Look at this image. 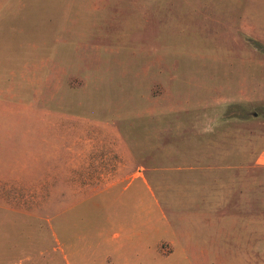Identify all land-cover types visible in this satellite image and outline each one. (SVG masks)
I'll return each mask as SVG.
<instances>
[{
    "label": "rangeland",
    "instance_id": "374dc122",
    "mask_svg": "<svg viewBox=\"0 0 264 264\" xmlns=\"http://www.w3.org/2000/svg\"><path fill=\"white\" fill-rule=\"evenodd\" d=\"M125 258L264 264V0H0V264Z\"/></svg>",
    "mask_w": 264,
    "mask_h": 264
},
{
    "label": "crops",
    "instance_id": "0c3cea01",
    "mask_svg": "<svg viewBox=\"0 0 264 264\" xmlns=\"http://www.w3.org/2000/svg\"><path fill=\"white\" fill-rule=\"evenodd\" d=\"M260 159H261V158H260ZM255 165H256L258 168H259V167H260V168L262 167V166H261V163H260L259 160H258L257 162L255 161ZM140 239H142V238H140ZM189 245L191 246L192 244L190 243ZM112 262H113V261H112ZM124 262L128 264V260H127V258L124 259ZM116 264H120V262H119V261H118V262L116 261Z\"/></svg>",
    "mask_w": 264,
    "mask_h": 264
}]
</instances>
